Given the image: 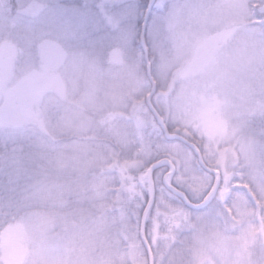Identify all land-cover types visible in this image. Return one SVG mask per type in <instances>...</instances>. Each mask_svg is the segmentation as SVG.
I'll list each match as a JSON object with an SVG mask.
<instances>
[{"label":"clouds","instance_id":"obj_1","mask_svg":"<svg viewBox=\"0 0 264 264\" xmlns=\"http://www.w3.org/2000/svg\"><path fill=\"white\" fill-rule=\"evenodd\" d=\"M123 7L130 11L121 15L118 29L93 11L94 26L72 35L63 28L67 6L57 0L42 6L28 23L65 49L55 69L36 60L28 41H16L15 60L0 69V145L6 161L0 168V217L6 223L29 222L32 209L47 202L45 194L59 193L53 222L31 227L27 264H264V234L242 258L219 259L211 243L217 232L228 230L232 213L241 207L251 221L257 206L264 211V0H123ZM222 30L230 37L192 70L198 42ZM121 31L128 33L127 40H121ZM116 44L126 52L119 70L106 67L108 49ZM87 61L97 66L96 73L85 72ZM59 81L69 95L58 90ZM213 95L223 100L226 122L217 136L208 134L200 115L203 99ZM113 111L128 116L120 137L112 134L106 118ZM40 117L54 123L44 129ZM9 145L12 153L23 147L22 165L7 162ZM225 148L230 149L231 175L226 187L216 189L211 171ZM117 154L141 160L138 171L157 178L158 195L147 181L121 194L120 220L109 226L111 248L105 256L99 250L87 257L74 252L68 259L59 248L53 253L55 220H63L65 235L77 226L63 209L79 196L80 185L74 184L83 183L77 176L80 166L87 164L95 176ZM177 155L205 162L199 187L182 170L165 174ZM61 156L68 163L58 164ZM118 182L113 169L109 183ZM144 198L182 209L168 225L163 244L154 238L151 221L146 235L139 232L137 206ZM122 231L136 240L131 260L122 252Z\"/></svg>","mask_w":264,"mask_h":264},{"label":"rangeland","instance_id":"obj_2","mask_svg":"<svg viewBox=\"0 0 264 264\" xmlns=\"http://www.w3.org/2000/svg\"><path fill=\"white\" fill-rule=\"evenodd\" d=\"M14 0H0V3L4 5L5 9L9 10V3ZM19 4V9L24 13L22 18L27 14L28 18L25 20L27 31L25 34V39L30 44L33 45V54L36 60L49 69H55L60 65L65 57V49L62 44L56 40H51L45 38L43 30H35L29 26V21L34 20L38 17L42 11V6L47 5L51 0H15ZM79 1L81 3H76ZM58 3L68 7L67 12L68 19L64 24V31L72 35H83L86 29L90 30L95 24V18L92 12L103 13L104 22L112 26L113 29H118L120 27L121 15L126 14L130 9L123 7V0H57ZM188 2L196 3L200 0H188ZM217 2H222V0H217ZM82 7H79L81 6ZM95 5V9L90 6ZM9 16L13 17L10 18ZM10 20L11 22L18 24L21 21L20 15H2L0 14V27L5 20ZM121 40L128 39L127 32H119ZM230 37V33L227 30H222L217 33H212L207 37L202 38L198 42L199 52L193 53L194 62L190 65L192 70L199 67V60L203 59V55L210 54L220 42L227 40ZM19 39L18 35H14L11 32H6V35L0 38V69H2L6 64H11L16 57V41ZM180 39L178 38V43ZM126 52L122 44H116L108 49L106 67H111L119 70L126 63ZM86 73L94 74L98 71V68L91 61L85 63L84 68ZM129 77L131 78L133 73L129 71ZM58 90L61 94L69 95V90L65 87L63 81L58 82ZM86 98L81 97V100ZM223 100L215 95L206 97L203 99L200 115L203 119V123L206 130L210 136L222 135L226 122L223 119L221 107ZM111 124L110 131L116 137L121 136L120 124L123 120L127 119V114H121L118 111L110 112L106 117ZM50 121L54 123V118H39V124L45 126L46 129L49 128ZM71 151V150H69ZM229 148H225L220 152V155L214 163L217 167L213 170L219 171V181L216 183V176L212 175V184L215 185L216 189L226 187L230 179V167H229ZM175 165L174 172L182 170L188 174L194 187H199L202 183V175L200 172L201 166L198 163V159L193 161L188 157H181L179 155L171 159ZM58 164L63 165L68 163L65 157L61 156L58 158ZM142 161L137 159L135 155L131 157H121L120 155H114L107 167L104 170H100V175L96 179L95 189L102 188L105 193H110L109 208L111 212L103 211V214L96 215L94 219L87 221L85 226L79 229L76 233L70 232L64 236V240L56 241L51 243L49 246L50 250L55 253L56 249L59 248L63 254V258H72L73 253H78L81 257H87L90 253L97 252L101 256H105L111 248V241L109 237V225L120 220L119 216V197L120 190L125 189L126 192H135V185L133 181L138 180L134 178L135 174H138L139 180H141V175L144 172L138 171L141 167ZM80 168L90 169L87 164H82ZM115 169L116 174H118V183H109L112 178V170ZM171 168H169L170 170ZM167 173V172H166ZM165 173V174H166ZM138 180V181H139ZM157 186V195L159 189V182L155 178ZM171 182V181H169ZM134 185V186H133ZM133 186V187H132ZM132 187V191L129 188ZM233 187H240V185H233ZM209 191L216 195L219 193L215 192L214 189L210 188ZM98 193L100 190L97 191ZM120 192V193H119ZM123 192V191H122ZM225 198L227 193L224 194ZM47 198L51 197V194H46ZM148 198L144 201V208L147 204ZM108 205V203H107ZM106 205V206H107ZM106 208V209H109ZM112 208V209H111ZM108 211V210H107ZM143 209H138V228L141 234V220H142ZM182 209L168 202H161L152 205L150 211L146 216V228L149 221H151L152 233L154 238L160 244H163L162 233L167 234L168 225L171 223L173 217L169 215H178ZM97 212H100L98 210ZM255 221L249 220V212L247 208L241 207L239 213L233 212L232 216L235 217L231 220L229 228L227 231L220 230L215 234L211 243L216 250L219 259H228L235 257H244L246 254L251 252L252 246L256 243L257 237L260 236L263 226L260 222L262 217H264V211H262L259 206L255 209ZM35 212L32 211V218H34ZM54 214V213H53ZM35 218L40 219L41 216H36ZM40 224V227L44 228L53 222V218H47ZM59 219V218H58ZM62 220V219H60ZM63 221V220H62ZM21 221L15 224L9 230H4L0 232V264H27L30 255V248L28 241L31 237L30 228L32 226L30 221ZM109 222V225H108ZM264 224V223H263ZM61 228H58V224L55 223V227L51 233V239L56 237ZM142 235V234H141ZM146 235V233H145ZM163 240V241H162ZM121 248L123 253H127V258L129 260L133 257L134 245L136 243L135 238L129 237L128 234L122 231L120 235ZM151 244V240L149 239Z\"/></svg>","mask_w":264,"mask_h":264},{"label":"trees","instance_id":"obj_3","mask_svg":"<svg viewBox=\"0 0 264 264\" xmlns=\"http://www.w3.org/2000/svg\"><path fill=\"white\" fill-rule=\"evenodd\" d=\"M76 3H81L79 1H76ZM9 5L11 6L9 10L5 9L4 5H2L0 3V14L2 15H9V14H13V15H20L21 21H18V24L16 25L15 23L11 22L9 19L5 20L2 23L3 27H0V38L6 35V32H11L14 35H18L19 39L25 37L26 31H27V27L25 24V20L26 18H28L27 14L24 16V18H22V14L24 13L21 9H19V4L17 3V1H12L9 3ZM79 7H82L79 6ZM10 18H13L11 16H9ZM40 126L44 129L45 126L40 124ZM9 149V157L7 162L8 163H15L17 166H20L24 163V149L22 146H17V150L15 153L11 152L12 149V145L8 146ZM5 152V148L3 145H0V168L4 167L5 164V158L2 155ZM96 174L95 176L91 175V171L90 169H85V168H80V172L77 173V176H80L81 179L83 180V183H80V180L76 181V184H74V187H77V185H80L79 187H77V191L79 192V196L78 197H74L71 206L65 207L63 209V213H67L71 219L76 221L77 226L75 227V229L72 231L73 233H76L79 229L83 228L85 226V224L87 223V221L94 219V217L96 215H101L103 214V211L111 212L110 208H109V203L111 202L109 197L105 196V192L103 191L102 188H94L93 186H95L96 183V179L98 180V176L100 175V170L96 169ZM134 178H138L139 180V176L138 174L134 175ZM156 178V177H155ZM134 180L133 183L135 185V189L137 190V185L144 183L145 181L142 180ZM156 186L157 183L155 182ZM133 185V186H134ZM132 186V187H133ZM132 187L129 188V191H132ZM100 190V192L98 193L97 191ZM126 192L125 189L120 190V195L123 192ZM108 193V192H107ZM46 196V194H45ZM91 197V198H90ZM59 193L56 190H53V192L51 193V197L47 198V202H40L38 203L33 209L32 211L35 212L34 216H41L40 219L37 218H32L30 223V226L33 225H39L44 222L47 221V218H53L54 216V210L59 209L60 208V203H59ZM146 200V198L142 199L139 203V205L137 206L138 209H143L144 211V201ZM53 201H55V203H53ZM108 203V205H107ZM107 205V206H106ZM109 208V209H106ZM101 209L103 211H101ZM112 209V208H111ZM98 210H100V212H97ZM108 210V211H107ZM142 211V213H143ZM167 216H171L174 217V215H167ZM23 220H16L13 222H5L4 219L2 217H0V232L6 230H9L10 228H12L15 224L20 223ZM262 222V220L260 221ZM28 224V222H25ZM55 223L58 224V228H61V230L59 231V233L57 234L56 237H53L51 239L52 244L55 243L57 240H64V236L65 234L63 233L62 230V223L63 221L60 220V218L55 220ZM264 223V222H263ZM262 224L263 226V230L261 231L260 235L264 234V224ZM109 225V222H108ZM29 226V224H28ZM110 226V225H109ZM145 229H146V225H145ZM31 230V228H30ZM166 237V234L163 232L162 233V239L164 240ZM258 238V237H257ZM162 240V241H163ZM149 242V240H148ZM150 244V242H149Z\"/></svg>","mask_w":264,"mask_h":264},{"label":"water","instance_id":"obj_4","mask_svg":"<svg viewBox=\"0 0 264 264\" xmlns=\"http://www.w3.org/2000/svg\"><path fill=\"white\" fill-rule=\"evenodd\" d=\"M199 163L201 164L202 167H204V163L205 162L202 159H199ZM174 170H175V167H174V165L171 162V171L170 172H174ZM213 173H217V172L216 171H213ZM142 179H147L148 182H149V185L155 190L153 175H152L151 172L144 173L143 176H142ZM154 201H155L154 198H149L148 199V202H147V205H146V208L144 210V213H143V216H142V225H141V234H142V236L145 235V221H146L147 213H148L149 209L151 208V206L153 205ZM148 246H149V243L147 241L146 242V248Z\"/></svg>","mask_w":264,"mask_h":264},{"label":"flooded vegetation","instance_id":"obj_5","mask_svg":"<svg viewBox=\"0 0 264 264\" xmlns=\"http://www.w3.org/2000/svg\"><path fill=\"white\" fill-rule=\"evenodd\" d=\"M218 177H220V175H219ZM216 178H217V177H216Z\"/></svg>","mask_w":264,"mask_h":264}]
</instances>
